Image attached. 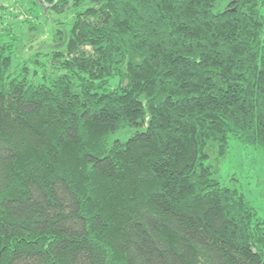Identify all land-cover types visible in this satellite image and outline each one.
<instances>
[{"label": "trees", "instance_id": "trees-1", "mask_svg": "<svg viewBox=\"0 0 264 264\" xmlns=\"http://www.w3.org/2000/svg\"><path fill=\"white\" fill-rule=\"evenodd\" d=\"M37 1L72 13L40 76L0 36V264H264L215 176L264 153V0Z\"/></svg>", "mask_w": 264, "mask_h": 264}, {"label": "rangeland", "instance_id": "rangeland-1", "mask_svg": "<svg viewBox=\"0 0 264 264\" xmlns=\"http://www.w3.org/2000/svg\"><path fill=\"white\" fill-rule=\"evenodd\" d=\"M37 0H0V36L10 28L12 37L17 36L15 48V67L27 64L31 69L34 61L38 63V76L42 74L44 54L50 52L52 28L55 21H66L72 12L57 13L44 10ZM31 6L32 9H28ZM29 24H38L36 35L29 31ZM12 28V29H11ZM50 71V66H45ZM223 184L236 189L250 203L260 221H264V153L252 146H244L237 140H230L227 157L215 175ZM110 264V263H109Z\"/></svg>", "mask_w": 264, "mask_h": 264}]
</instances>
